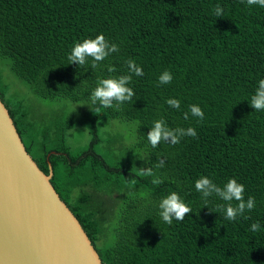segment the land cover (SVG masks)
<instances>
[{
  "label": "trees",
  "instance_id": "obj_1",
  "mask_svg": "<svg viewBox=\"0 0 264 264\" xmlns=\"http://www.w3.org/2000/svg\"><path fill=\"white\" fill-rule=\"evenodd\" d=\"M217 4L226 17L214 16ZM99 34L120 51L96 69L91 59L82 68L69 63L75 43ZM0 58L38 98L89 104L100 79L127 74L126 60L143 69L128 85L132 102L82 116L37 113L9 96L0 70V100L25 150L44 173L50 166V183L102 264H264V111L249 103L264 79V8L246 0H0ZM165 70L173 80L160 85ZM193 104L204 111L202 121L189 112ZM110 119L136 122L129 144L135 164L120 155L129 147L118 137L106 140L110 155L96 150L99 128ZM161 119L198 135L153 148L147 132ZM75 124L89 137L70 147L65 135ZM158 157L166 158L163 168L155 167ZM147 167L154 176L142 175ZM201 176L221 187L231 178L242 183L245 199L256 201L249 218L228 221L225 211H210L225 203L215 196L204 206L195 189ZM156 177L164 180L159 186ZM171 192L193 212L168 225L159 203ZM253 222L260 231H250Z\"/></svg>",
  "mask_w": 264,
  "mask_h": 264
},
{
  "label": "water",
  "instance_id": "obj_2",
  "mask_svg": "<svg viewBox=\"0 0 264 264\" xmlns=\"http://www.w3.org/2000/svg\"><path fill=\"white\" fill-rule=\"evenodd\" d=\"M0 100V264H102Z\"/></svg>",
  "mask_w": 264,
  "mask_h": 264
},
{
  "label": "clouds",
  "instance_id": "obj_3",
  "mask_svg": "<svg viewBox=\"0 0 264 264\" xmlns=\"http://www.w3.org/2000/svg\"><path fill=\"white\" fill-rule=\"evenodd\" d=\"M244 2V0H242ZM247 5H258L264 8V0H246ZM214 16L226 17L224 8L217 4L213 10ZM120 46L114 42H110L103 34L97 35L95 38L85 39L82 42H77L72 47L67 59L69 63H74L78 67L89 66L96 69L106 58L113 53H118ZM127 74L118 77H109L100 79L97 86L90 94V104H87L89 109L94 113H99V108H111L115 105L119 106L125 102H132L136 93L128 85L132 82L133 75L140 77L144 75L142 67L137 63L128 59L125 61ZM110 72L116 71L114 67L109 68ZM173 80V75L170 71L165 70L158 79L160 85L170 84ZM250 106L255 111H264V79L258 81V87L255 93L251 96ZM167 104L175 109H180L181 104L178 99L169 98ZM84 105V104H81ZM189 112L192 116L202 121L205 113L202 108L196 104L189 106ZM189 112L184 113V119L189 118ZM198 135L195 128L188 127L170 129L166 126L163 119L154 122V125L147 132V139L153 148L158 147L162 142L172 145L179 144L181 138L190 136L196 138ZM166 164V158L158 157L156 168H163ZM141 173L145 177L154 176L152 167L141 168ZM164 182L163 178L156 177L152 180L154 185L159 186ZM195 189L199 192L204 200V206H208V198L215 196L219 200L225 202L218 204L216 210L210 211H225V219L228 221H236L243 217L248 219L246 212H251L256 207V201L253 196H248L245 199V186L239 183L235 178L229 179L222 187L216 184L210 177L201 176L195 181ZM233 201L236 203L233 204ZM160 216L164 223L171 225L173 220L183 221L186 216L192 213L189 207L176 192H171L166 197L162 198L159 203ZM261 229L259 222H253L250 226V231L258 232Z\"/></svg>",
  "mask_w": 264,
  "mask_h": 264
},
{
  "label": "rangeland",
  "instance_id": "obj_4",
  "mask_svg": "<svg viewBox=\"0 0 264 264\" xmlns=\"http://www.w3.org/2000/svg\"><path fill=\"white\" fill-rule=\"evenodd\" d=\"M0 70L3 80L8 84L9 96L12 98H21L27 105L31 106L37 113L48 112L57 116H68L71 113L86 112L89 109L88 102L79 101L71 102L68 100H44L35 96L29 86L20 79L17 75L12 73L8 67V61L5 58H0ZM84 104V105H81ZM135 121H122L117 119H110L106 125L99 128V136L102 141L96 150L105 156L111 153L110 144L106 141L112 137H118L121 147L128 146L127 152H121L120 155L125 157V162L135 164L136 157L132 154L133 150L129 144L132 143L135 136ZM66 142L70 147L83 146L88 141V130L85 126L75 124L72 128L66 131ZM107 152L106 154H104ZM115 152V151H114Z\"/></svg>",
  "mask_w": 264,
  "mask_h": 264
}]
</instances>
